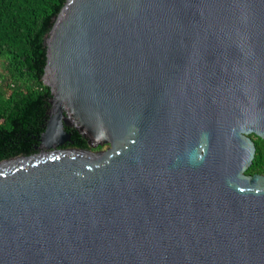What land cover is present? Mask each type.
Masks as SVG:
<instances>
[{
	"label": "water",
	"instance_id": "1",
	"mask_svg": "<svg viewBox=\"0 0 264 264\" xmlns=\"http://www.w3.org/2000/svg\"><path fill=\"white\" fill-rule=\"evenodd\" d=\"M44 43L39 150L0 161V264H264V0H66Z\"/></svg>",
	"mask_w": 264,
	"mask_h": 264
},
{
	"label": "trees",
	"instance_id": "2",
	"mask_svg": "<svg viewBox=\"0 0 264 264\" xmlns=\"http://www.w3.org/2000/svg\"><path fill=\"white\" fill-rule=\"evenodd\" d=\"M65 1L0 0V161L35 151L51 96L43 80L44 37ZM67 129L68 145L88 147L74 127ZM250 135L255 149L247 172L264 173V139Z\"/></svg>",
	"mask_w": 264,
	"mask_h": 264
},
{
	"label": "flooded vegetation",
	"instance_id": "3",
	"mask_svg": "<svg viewBox=\"0 0 264 264\" xmlns=\"http://www.w3.org/2000/svg\"><path fill=\"white\" fill-rule=\"evenodd\" d=\"M61 146H69V145H68L67 143H65V144H63V145H61ZM88 147H89V145H88ZM102 148H105V146H104V147L102 146L101 148L96 147L95 150H99V149H102ZM42 149H45V148H42ZM37 150H39V148H37V149L35 148V151H37ZM35 151H34V152H35ZM31 153H32V152H31ZM259 173H260V172H259Z\"/></svg>",
	"mask_w": 264,
	"mask_h": 264
},
{
	"label": "rangeland",
	"instance_id": "4",
	"mask_svg": "<svg viewBox=\"0 0 264 264\" xmlns=\"http://www.w3.org/2000/svg\"><path fill=\"white\" fill-rule=\"evenodd\" d=\"M106 147V145H104Z\"/></svg>",
	"mask_w": 264,
	"mask_h": 264
}]
</instances>
